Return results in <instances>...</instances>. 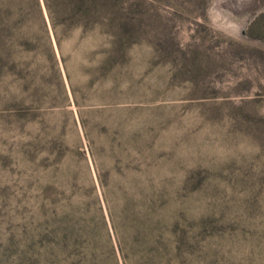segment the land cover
I'll return each mask as SVG.
<instances>
[{
	"label": "rangeland",
	"instance_id": "rangeland-1",
	"mask_svg": "<svg viewBox=\"0 0 264 264\" xmlns=\"http://www.w3.org/2000/svg\"><path fill=\"white\" fill-rule=\"evenodd\" d=\"M0 264H264V0H0Z\"/></svg>",
	"mask_w": 264,
	"mask_h": 264
}]
</instances>
